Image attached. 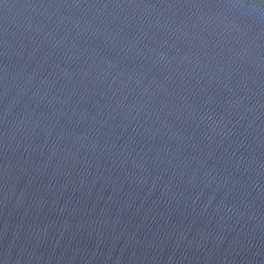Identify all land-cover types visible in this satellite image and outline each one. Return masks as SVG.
<instances>
[{
  "label": "water",
  "instance_id": "obj_1",
  "mask_svg": "<svg viewBox=\"0 0 264 264\" xmlns=\"http://www.w3.org/2000/svg\"><path fill=\"white\" fill-rule=\"evenodd\" d=\"M0 264H264V0H0Z\"/></svg>",
  "mask_w": 264,
  "mask_h": 264
}]
</instances>
